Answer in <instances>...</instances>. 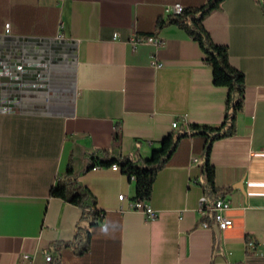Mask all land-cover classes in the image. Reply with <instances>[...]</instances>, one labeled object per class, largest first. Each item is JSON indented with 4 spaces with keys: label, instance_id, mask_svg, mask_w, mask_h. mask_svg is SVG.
Wrapping results in <instances>:
<instances>
[{
    "label": "crops",
    "instance_id": "1",
    "mask_svg": "<svg viewBox=\"0 0 264 264\" xmlns=\"http://www.w3.org/2000/svg\"><path fill=\"white\" fill-rule=\"evenodd\" d=\"M207 2L0 0V264H264V0H225L204 20L246 78L237 133L211 152L216 186L232 188V227L218 232L199 211L205 136L183 138L157 174L154 219L130 207L121 170H88L98 150L151 157L174 121L223 123L228 89L199 44L177 25L157 29L165 6ZM70 165L103 213L85 251L64 246L87 226L83 209L50 196Z\"/></svg>",
    "mask_w": 264,
    "mask_h": 264
},
{
    "label": "trees",
    "instance_id": "2",
    "mask_svg": "<svg viewBox=\"0 0 264 264\" xmlns=\"http://www.w3.org/2000/svg\"><path fill=\"white\" fill-rule=\"evenodd\" d=\"M224 1L208 0L201 7H183L181 13L162 17L157 22L158 30L168 25L179 26L199 44L204 53V62L213 70L214 84L228 89L223 123L219 126L182 123L176 132H172L161 142L160 147L155 149L149 158L115 157L109 150H98L89 155L88 170L95 167H108L114 163L121 167V171L135 185L134 201L144 203L151 201L157 174L170 163L179 142L187 136H205L207 139L204 149L205 163L202 166L201 175L202 186L210 202L215 203L232 191V188L220 189L216 186V170L211 163V152L216 141L237 133L238 116L245 107L246 78L242 71L232 65L229 48L217 44L204 25L205 18L220 10ZM257 1L261 2V0ZM50 196L63 199L83 209L82 220L87 223V226H78L75 240L66 242L64 246L83 243L81 251H85L91 239V228L98 224L103 213L96 208V200L91 192L79 183L72 165L51 188ZM50 264H62L59 255L54 256Z\"/></svg>",
    "mask_w": 264,
    "mask_h": 264
},
{
    "label": "built area",
    "instance_id": "3",
    "mask_svg": "<svg viewBox=\"0 0 264 264\" xmlns=\"http://www.w3.org/2000/svg\"><path fill=\"white\" fill-rule=\"evenodd\" d=\"M183 11L182 5H167L164 8L165 15H171V14H179ZM11 24L8 22L5 25V33L11 34ZM145 40L143 38H138L136 42H144ZM1 79V75H0ZM0 85H2L0 80ZM180 125L179 122L174 121L172 126L174 129L178 128ZM112 169L115 171H120L121 167L114 163L111 165ZM119 199L123 202L126 200V197L124 194L119 196ZM130 207L134 210H140L143 211L146 216L149 219H154L157 217V211L152 209L147 203L139 202V201H132L130 202ZM231 208V203L225 199H218L215 203H211L207 196L202 197L200 201V207L199 211L202 216H207L210 212L214 213V223L217 227H219L220 230H226L233 226V219L228 216L227 212ZM205 227H210L208 222L204 223ZM24 259L30 260L31 256L26 254L24 255ZM47 262L52 261V256L50 254L47 255L46 258Z\"/></svg>",
    "mask_w": 264,
    "mask_h": 264
},
{
    "label": "rangeland",
    "instance_id": "4",
    "mask_svg": "<svg viewBox=\"0 0 264 264\" xmlns=\"http://www.w3.org/2000/svg\"><path fill=\"white\" fill-rule=\"evenodd\" d=\"M64 102H66V101H50V108L53 106L54 110H57V106L60 107L62 103L64 104ZM69 102H66V103H69ZM27 109H30V111L34 110V108H32V109L31 108H27ZM36 110L37 109H35V111Z\"/></svg>",
    "mask_w": 264,
    "mask_h": 264
},
{
    "label": "water",
    "instance_id": "5",
    "mask_svg": "<svg viewBox=\"0 0 264 264\" xmlns=\"http://www.w3.org/2000/svg\"><path fill=\"white\" fill-rule=\"evenodd\" d=\"M216 230L219 232V227H216Z\"/></svg>",
    "mask_w": 264,
    "mask_h": 264
}]
</instances>
